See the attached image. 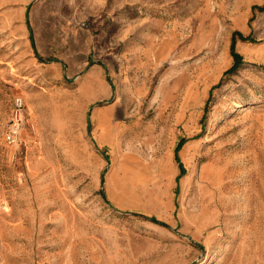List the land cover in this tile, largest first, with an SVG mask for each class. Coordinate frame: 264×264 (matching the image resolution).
<instances>
[{
    "label": "rangeland",
    "instance_id": "1",
    "mask_svg": "<svg viewBox=\"0 0 264 264\" xmlns=\"http://www.w3.org/2000/svg\"><path fill=\"white\" fill-rule=\"evenodd\" d=\"M85 6L0 0V264H264V0Z\"/></svg>",
    "mask_w": 264,
    "mask_h": 264
},
{
    "label": "built area",
    "instance_id": "2",
    "mask_svg": "<svg viewBox=\"0 0 264 264\" xmlns=\"http://www.w3.org/2000/svg\"><path fill=\"white\" fill-rule=\"evenodd\" d=\"M28 108L22 95L13 99L12 114L4 129V141L10 147L20 148L25 143L24 130Z\"/></svg>",
    "mask_w": 264,
    "mask_h": 264
},
{
    "label": "crops",
    "instance_id": "3",
    "mask_svg": "<svg viewBox=\"0 0 264 264\" xmlns=\"http://www.w3.org/2000/svg\"><path fill=\"white\" fill-rule=\"evenodd\" d=\"M84 1H85L86 6L83 9V14H86L89 16H97V13H98L97 10H99L98 0H84ZM98 28H99L98 25L91 24L88 27H80V29H78L80 33V35H78L79 37L78 41L82 48H85V49L90 48L94 42L98 41V34H97ZM86 56L87 55L84 50L83 57L85 58ZM97 120L100 121L102 125L106 124V121L102 116H99Z\"/></svg>",
    "mask_w": 264,
    "mask_h": 264
},
{
    "label": "trees",
    "instance_id": "4",
    "mask_svg": "<svg viewBox=\"0 0 264 264\" xmlns=\"http://www.w3.org/2000/svg\"><path fill=\"white\" fill-rule=\"evenodd\" d=\"M232 54H233V56H234V64H233V66L227 71V73H229V72H234V71L240 66V64H241V62H242V55L235 51L234 46H232Z\"/></svg>",
    "mask_w": 264,
    "mask_h": 264
}]
</instances>
